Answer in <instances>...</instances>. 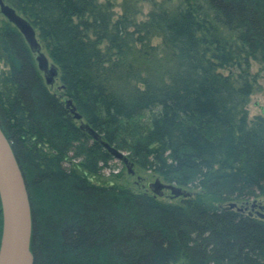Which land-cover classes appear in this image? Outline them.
Masks as SVG:
<instances>
[{"label":"trees","instance_id":"1","mask_svg":"<svg viewBox=\"0 0 264 264\" xmlns=\"http://www.w3.org/2000/svg\"><path fill=\"white\" fill-rule=\"evenodd\" d=\"M5 1L59 68L52 91L1 19L0 129L29 196L33 264H264V219L229 207L264 199V115L247 110L264 0H122L119 14L100 0ZM68 99L134 168L187 195L91 181L112 157Z\"/></svg>","mask_w":264,"mask_h":264},{"label":"water","instance_id":"2","mask_svg":"<svg viewBox=\"0 0 264 264\" xmlns=\"http://www.w3.org/2000/svg\"><path fill=\"white\" fill-rule=\"evenodd\" d=\"M0 15L22 35L29 50L34 55L37 69L42 74L47 86L52 87L59 79V68L52 63L42 50L38 41L36 31L31 23L23 17L14 7L0 0ZM61 89V87H60ZM75 120L80 121L79 129L85 132L93 141L101 145L107 153L116 160L121 161L129 175H135L134 164L127 155L110 146L102 137L88 124L82 121L81 115L72 105V101H66ZM148 190L155 196L163 198L165 190L170 191L171 197H185L187 192L172 184L164 183L160 178L149 183ZM0 205L2 216V227L0 236V264H33L34 257L30 250L31 241V210L26 184L14 157L11 146L0 129ZM230 208L248 210V213L264 219V204L252 203L243 207H237L236 203L229 204ZM258 209L259 211H256Z\"/></svg>","mask_w":264,"mask_h":264},{"label":"rangeland","instance_id":"3","mask_svg":"<svg viewBox=\"0 0 264 264\" xmlns=\"http://www.w3.org/2000/svg\"><path fill=\"white\" fill-rule=\"evenodd\" d=\"M108 1L113 4L114 11L116 14L121 13L120 4L122 0H100V2ZM155 2H161L164 0H154ZM180 0H166V4L173 5L174 3L179 2ZM150 3H143L140 2L138 4L139 9L141 10V14L137 16L138 20L145 19V16L151 9ZM3 17L0 15V22ZM159 40H154V43H158ZM141 65L147 67L146 64L140 62ZM7 67L0 61V73L6 72ZM238 71L237 67H232L226 70H223L225 74H237ZM249 80L253 84V93L250 96V101L247 105V110L249 114V120H252L255 116L264 115V65L260 64L256 61H251L249 70ZM58 83V82H57ZM58 84H55L51 87L52 91H57ZM135 175H129L124 164L116 160L112 157V160L108 163V167L104 168L98 175L90 176L91 181L101 185H110L115 184L118 186H123L126 188H130L135 192H150L147 188L149 183L155 181L156 176L140 170L139 168L135 167ZM164 200H171V201H178L177 199L170 198V191L165 190V195L163 197ZM253 200L248 201V204L252 203ZM257 203L264 204V199H256ZM246 212L251 211L249 207ZM256 211H259L256 209ZM261 212V211H259Z\"/></svg>","mask_w":264,"mask_h":264}]
</instances>
